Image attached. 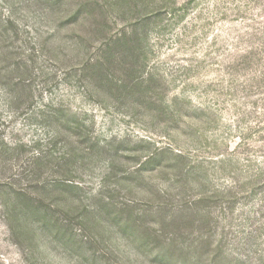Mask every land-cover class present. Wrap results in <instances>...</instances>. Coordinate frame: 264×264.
Segmentation results:
<instances>
[{
	"label": "rangeland",
	"instance_id": "rangeland-1",
	"mask_svg": "<svg viewBox=\"0 0 264 264\" xmlns=\"http://www.w3.org/2000/svg\"><path fill=\"white\" fill-rule=\"evenodd\" d=\"M8 18L0 264H264V0H0ZM39 154L60 225L27 216L18 244L3 190Z\"/></svg>",
	"mask_w": 264,
	"mask_h": 264
},
{
	"label": "trees",
	"instance_id": "trees-1",
	"mask_svg": "<svg viewBox=\"0 0 264 264\" xmlns=\"http://www.w3.org/2000/svg\"><path fill=\"white\" fill-rule=\"evenodd\" d=\"M13 26H15V25L13 24L12 20L9 18L7 19L6 23H4L2 19L0 20V35L2 36V41H3L4 35H6V32L8 30H10L11 28H14ZM109 60L111 63V60H112L111 56L109 57ZM107 63H109V62H107ZM97 66H102L101 61H99V60L89 61V63H88L89 68H95ZM95 78H96V83L99 84L104 79V75L98 73V74H95ZM18 84H19V82L16 85H18ZM75 127H77V126H74L73 128H75ZM3 145L6 148H9V150L11 149L10 146L5 141H3ZM38 157L41 158L42 156L39 154V155L32 158V162L28 163L29 164L27 166V167H29L28 170H27V167H22L21 177L15 179L17 182L16 186H14L15 184L13 185V183H11L10 185H6V189L3 190L4 194L7 196L5 198V201H4V204L6 206L5 213H4L5 222H6V225H7L8 229L11 233L12 238L14 240H16V242H18V244H20V241H22L24 239H28V240L31 239V236L29 233L30 230H28V229L30 227H33L34 222H35V225H37V228H41V227L42 228H49L50 226H53V225L54 226L60 225V223H58L57 217H55V215H54V213L57 212V210L52 209V205L54 206V204L52 202H50L49 200H45V197L47 196L48 191L50 189V186L44 184L43 182H40L39 178L41 177V174L43 173V171H42L43 168L46 167L47 165L43 164V163H38L37 162ZM62 159H64V158H62ZM62 161H59V162H62ZM59 164L60 163L57 162V167L63 169L65 172L71 171V169H70L71 164L70 163H63L62 165H59ZM109 169L111 171L110 166H109ZM110 171L108 172L109 175L112 173ZM107 182L108 181L106 179H104L102 184H104V183L105 184L101 185L100 187H102L104 189H108L106 186ZM55 186H59L57 188L55 187V189H56V191L61 192L64 189L65 184L61 183V184H57ZM109 190H108V192H109ZM11 194H13L15 196L13 201H11L9 199ZM107 194L111 195L110 193H107ZM106 201L111 204L112 198H110V199L107 198ZM69 209L72 210L73 208H69ZM23 210L26 213H24ZM96 210L97 209H94V210L85 209V211L87 212L88 215H85V217H81V220L83 221L82 218H87V219H93L94 222H98V218L96 216L97 215ZM85 211H83V212L85 213ZM32 214H34V215H32ZM67 215L69 217V219H68L69 222L73 223V219L70 217L69 214H67ZM20 216H24V220L22 222L20 220ZM27 216H29L33 219V223L30 222V220ZM114 216L115 215H112L113 219L115 218ZM73 218H75V217H73ZM123 224L125 225V227L132 229V228H135L134 225L136 223L130 222V218L128 217L127 220L123 221ZM57 228H59V227H57ZM62 228L65 230L69 229L68 226H64Z\"/></svg>",
	"mask_w": 264,
	"mask_h": 264
}]
</instances>
